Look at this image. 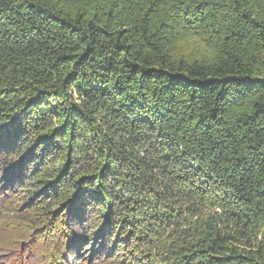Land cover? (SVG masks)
I'll return each instance as SVG.
<instances>
[{
    "label": "trees",
    "instance_id": "1",
    "mask_svg": "<svg viewBox=\"0 0 264 264\" xmlns=\"http://www.w3.org/2000/svg\"><path fill=\"white\" fill-rule=\"evenodd\" d=\"M0 264H264V0H0Z\"/></svg>",
    "mask_w": 264,
    "mask_h": 264
}]
</instances>
